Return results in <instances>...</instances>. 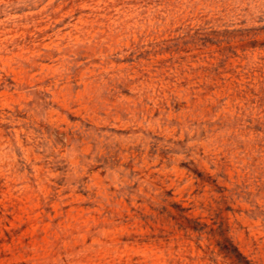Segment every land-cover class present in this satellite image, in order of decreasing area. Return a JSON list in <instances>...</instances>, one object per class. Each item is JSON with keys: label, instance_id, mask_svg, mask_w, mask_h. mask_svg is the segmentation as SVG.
Returning a JSON list of instances; mask_svg holds the SVG:
<instances>
[{"label": "rangeland", "instance_id": "rangeland-1", "mask_svg": "<svg viewBox=\"0 0 264 264\" xmlns=\"http://www.w3.org/2000/svg\"><path fill=\"white\" fill-rule=\"evenodd\" d=\"M0 264H264V0H0Z\"/></svg>", "mask_w": 264, "mask_h": 264}]
</instances>
